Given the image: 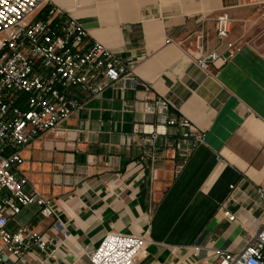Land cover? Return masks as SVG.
Wrapping results in <instances>:
<instances>
[{
	"label": "crops",
	"instance_id": "crops-1",
	"mask_svg": "<svg viewBox=\"0 0 264 264\" xmlns=\"http://www.w3.org/2000/svg\"><path fill=\"white\" fill-rule=\"evenodd\" d=\"M55 2L87 29V45H106L144 84L116 83L84 97L79 109L21 150L25 188L51 200L57 215L32 203L10 216L9 232L27 227L48 245L16 256L0 242L4 261L87 262L110 231L147 232L150 242L135 264H212L209 249H242L264 222L257 192L264 178V0ZM221 11L232 17L226 41L235 47L208 73L196 57L214 48L229 53L216 36ZM155 97L205 133L181 167L176 148L167 147V139L183 145L177 136L150 141L143 132ZM6 195L0 191L1 199Z\"/></svg>",
	"mask_w": 264,
	"mask_h": 264
},
{
	"label": "built area",
	"instance_id": "built-area-1",
	"mask_svg": "<svg viewBox=\"0 0 264 264\" xmlns=\"http://www.w3.org/2000/svg\"><path fill=\"white\" fill-rule=\"evenodd\" d=\"M40 13L43 17L36 19ZM231 25L230 13L221 11L216 17L218 46L225 43ZM87 36V29L55 0H0V191L8 192L0 198V242L16 256H23L36 245L47 250L48 240L27 227L9 232V217L32 203L45 215H57L51 200L25 188L28 177L19 170L23 162L21 150L79 109L84 97H98L116 83L124 88L144 84L131 75L132 66L116 57L106 45L99 41L87 45ZM234 47L233 42L226 41L228 54L214 48L202 52L195 62L212 73L216 63L227 62ZM170 109L165 98H152L146 106L143 132L150 141L159 135L177 136L183 145L167 139V147L176 148L181 167L204 141L205 133L189 118L172 115ZM257 192L264 199V178ZM222 209L230 220L236 219L234 212ZM54 225L65 229V223L58 218ZM65 235L69 232L65 231ZM149 242L147 232L110 231L90 252L89 261L79 264H135ZM194 248L196 252L200 249ZM209 251L212 264H264V222L242 249ZM0 264L10 263L0 255Z\"/></svg>",
	"mask_w": 264,
	"mask_h": 264
},
{
	"label": "rangeland",
	"instance_id": "rangeland-1",
	"mask_svg": "<svg viewBox=\"0 0 264 264\" xmlns=\"http://www.w3.org/2000/svg\"><path fill=\"white\" fill-rule=\"evenodd\" d=\"M43 17V13H40L36 16V19L42 18Z\"/></svg>",
	"mask_w": 264,
	"mask_h": 264
},
{
	"label": "bare ground",
	"instance_id": "bare-ground-1",
	"mask_svg": "<svg viewBox=\"0 0 264 264\" xmlns=\"http://www.w3.org/2000/svg\"><path fill=\"white\" fill-rule=\"evenodd\" d=\"M32 14H33V13H32ZM32 14H31V15H29V16L27 17V19H28V18H30V17L32 16Z\"/></svg>",
	"mask_w": 264,
	"mask_h": 264
}]
</instances>
